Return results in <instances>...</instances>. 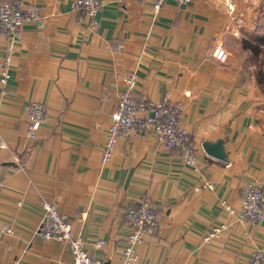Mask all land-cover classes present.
<instances>
[{"label": "crops", "instance_id": "1", "mask_svg": "<svg viewBox=\"0 0 264 264\" xmlns=\"http://www.w3.org/2000/svg\"><path fill=\"white\" fill-rule=\"evenodd\" d=\"M70 1L23 0L38 8L43 25L22 27L4 82L0 72L6 143L0 148V222L15 230L0 235V264H72L66 246L36 235L43 199L67 216L100 264H247L254 250L264 249V222L239 223L221 201L237 209L244 183L264 187V93L250 52L240 46L264 34V3L250 11L244 0H233L230 17L214 0L166 2L156 13L143 0H101L97 27L90 29ZM219 42L224 61L213 56ZM5 43L0 36V63ZM130 75L136 96L156 101L167 95L181 103L196 169L153 136L136 134L120 139L110 161L101 163ZM30 102L46 109L32 139L25 131ZM220 140L223 160L203 148ZM140 202L154 207L160 229L126 263L129 229L122 212ZM217 225L226 228L203 242ZM97 240L105 245L93 247Z\"/></svg>", "mask_w": 264, "mask_h": 264}, {"label": "built area", "instance_id": "2", "mask_svg": "<svg viewBox=\"0 0 264 264\" xmlns=\"http://www.w3.org/2000/svg\"><path fill=\"white\" fill-rule=\"evenodd\" d=\"M149 2L154 13L166 2L187 5L191 0H143ZM102 6L101 0H71L70 10L83 14L88 19L90 29L97 27V14ZM33 23L37 28L43 25V18L35 6H25L23 0H4L0 4V36L4 37L5 55L0 63L2 82L8 77V70L15 46L21 39L22 27L26 23ZM213 56L224 61L227 57L221 42L217 44ZM136 81L130 75L124 79V90L120 93L116 110L111 115V124L105 136L101 149V163L110 161L117 142L127 139L131 135L153 136L156 142L166 150L174 149L179 158L186 165L197 168L195 144L189 135L182 117V105L173 102L166 95L160 100L138 97L135 94ZM26 135L34 138L40 125L46 118V109L42 103L30 102L25 109ZM0 148H6V143L0 135ZM211 185L203 188H210ZM197 190V188L195 189ZM221 205L227 214L236 218L242 224L256 225L264 222V187L259 181L246 182L239 192V207L236 209L226 201ZM41 219L37 229V237L42 241H53L66 246L72 264H100L94 260L80 235L76 234L67 216L57 205L49 200L40 202ZM124 225L129 229L123 250L126 263L137 259L135 247L145 242V239L160 229V220L154 207L146 202L127 208L122 212ZM226 227L217 225L208 230L202 238L207 243L220 234ZM13 227L0 222V235H14ZM99 249L105 241L97 240L92 243ZM247 264H264V249L254 250Z\"/></svg>", "mask_w": 264, "mask_h": 264}, {"label": "trees", "instance_id": "3", "mask_svg": "<svg viewBox=\"0 0 264 264\" xmlns=\"http://www.w3.org/2000/svg\"><path fill=\"white\" fill-rule=\"evenodd\" d=\"M240 46L242 50L250 52L256 85L264 93V34H252L247 39H243Z\"/></svg>", "mask_w": 264, "mask_h": 264}, {"label": "clouds", "instance_id": "4", "mask_svg": "<svg viewBox=\"0 0 264 264\" xmlns=\"http://www.w3.org/2000/svg\"><path fill=\"white\" fill-rule=\"evenodd\" d=\"M246 4L250 5V11L258 10L264 0H244ZM215 7L226 13L228 16H232L236 10V4L233 0H214Z\"/></svg>", "mask_w": 264, "mask_h": 264}, {"label": "water", "instance_id": "5", "mask_svg": "<svg viewBox=\"0 0 264 264\" xmlns=\"http://www.w3.org/2000/svg\"><path fill=\"white\" fill-rule=\"evenodd\" d=\"M222 145H223V141L220 140L214 144L204 143L203 148H204V151L208 155L213 156L217 159L223 160V159H225V154L223 152Z\"/></svg>", "mask_w": 264, "mask_h": 264}, {"label": "rangeland", "instance_id": "6", "mask_svg": "<svg viewBox=\"0 0 264 264\" xmlns=\"http://www.w3.org/2000/svg\"><path fill=\"white\" fill-rule=\"evenodd\" d=\"M236 49V48H235ZM237 50V49H236ZM236 54L238 55V53L236 52ZM251 65L253 66L252 62H251ZM254 67V66H253Z\"/></svg>", "mask_w": 264, "mask_h": 264}]
</instances>
